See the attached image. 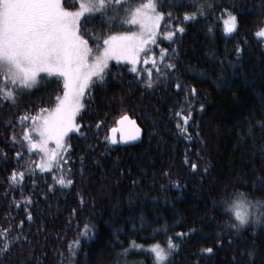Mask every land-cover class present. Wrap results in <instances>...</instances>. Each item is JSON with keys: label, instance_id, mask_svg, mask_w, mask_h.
<instances>
[{"label": "trees", "instance_id": "16d2710c", "mask_svg": "<svg viewBox=\"0 0 264 264\" xmlns=\"http://www.w3.org/2000/svg\"><path fill=\"white\" fill-rule=\"evenodd\" d=\"M73 2L67 0V6ZM142 2L127 0L118 13L109 10L107 16H117L112 23L92 14L86 22L95 29L90 35L133 32L134 26L121 19H128L129 5ZM162 3L159 10L171 11L172 17L162 19L159 45L141 58L155 56L151 77L112 63L102 84L93 79L77 117L78 132L67 136L66 150L50 171L40 170L38 152L24 136L34 139L32 117L55 106L62 80L42 76L34 87L16 91L15 103L0 98V232L9 229L0 247L10 242L0 264H117L123 249L129 252L119 264L125 259L153 264L146 249L155 243L166 248L169 237L179 245L170 264H264V224L231 229L235 217L219 203L226 193L264 198V127L259 126L264 123V38L255 35L264 28V0ZM200 5L204 14L185 21L184 13ZM228 13L237 17L229 36L223 31ZM177 26L185 31H175V42L164 40ZM85 38L96 47L90 36ZM99 44L102 48L103 39ZM237 45L242 58L233 69L228 62L235 60ZM170 62L175 70L165 67ZM8 87L19 88L10 82ZM125 114L142 129V140L112 145L109 131ZM24 116L28 119L21 120ZM61 178L72 183L61 185ZM85 225L87 235H81ZM133 241L144 247H131ZM207 248L212 252L203 251Z\"/></svg>", "mask_w": 264, "mask_h": 264}, {"label": "snow or ice", "instance_id": "6c2138e0", "mask_svg": "<svg viewBox=\"0 0 264 264\" xmlns=\"http://www.w3.org/2000/svg\"><path fill=\"white\" fill-rule=\"evenodd\" d=\"M79 7L76 8V4ZM127 4V0H74L71 6H67V0H0V76L3 77V83H0V98L10 100L15 103L16 91L24 88H32L38 80V74L58 73L64 78V95L57 97L58 103L48 115H42L46 109H41V115L33 116L32 120L35 125L33 131L38 132L40 136L39 145L32 142V137L25 133L24 139L29 140L31 148L37 146L43 148L48 140L54 139L57 147H61V142L67 132L78 127L73 124V117L84 107L81 103V97L86 95L85 88L89 87V83L93 77H96L102 84L104 82L105 69L108 67L109 59H131L135 62V54L139 50V46L145 44L143 39V30H147L149 39L155 42V33L152 32L154 27H159V23L167 16L172 17L171 11L164 13L159 9L163 7L162 0H144L138 7L132 8L130 5L125 9L130 19H121L122 24H139L142 32L137 34H112L106 38L100 35H90L95 29H88L86 22L92 17V14L99 13L106 22L112 23L117 16H107V12L112 10L118 13L120 8ZM169 8L176 7L174 3L168 4ZM211 7V5H208ZM76 9V10H72ZM205 6L200 5L194 12H185L184 20L195 19L197 15H203ZM88 14V15H85ZM83 17V20L81 19ZM228 26L225 32L231 33L237 28V17L228 13V20L225 22ZM175 31L183 33L185 29L177 26L174 31L165 33V38L175 42L173 37ZM257 38H264V28L259 29L255 33ZM90 36L96 42V47H89ZM103 39V48L99 41ZM167 49L161 51V59H168ZM242 47L237 45L235 48L236 58L228 63L233 69L237 66V62L242 58ZM100 53L93 58V53ZM175 53V50H173ZM155 63V62H154ZM221 76L223 75L224 61H220ZM166 68L175 70L174 62L167 63ZM133 72L137 69L133 67ZM159 73V69H157ZM163 74V73H160ZM8 82L13 86H20L17 89L9 88ZM148 87H152L149 83ZM219 86V84L217 85ZM177 89L181 85L177 83ZM197 90L193 87L191 95L195 96ZM203 109V104H201ZM180 113H177L179 116ZM191 112L184 116L185 124L188 123ZM28 117H21V120H27ZM42 123H37L41 121ZM127 122L130 127L121 130L120 138L122 140H135L140 135V128L136 125V121L131 120L125 114L120 117L118 123ZM264 127V123L259 125ZM179 127V125H178ZM186 132V128L180 129ZM113 132L116 129L112 130ZM15 139V137H13ZM20 153H17L19 156ZM60 157L53 150L49 160H58ZM51 166V164H49ZM43 167V165H40ZM198 166L192 164V168ZM13 172V181L16 178ZM23 179V173H20ZM59 184H71L72 181H65L62 178L57 181ZM264 184V180L260 181ZM256 188V184L253 185ZM239 197V199H235ZM231 198V199H230ZM224 206L225 214H231L235 217V222L229 224L231 229L238 232L246 225L264 224V198H249L246 193H226L221 197L219 202ZM250 207L251 211H240V207ZM31 219V214H29ZM88 225H85V232L81 235H87ZM194 231V230H193ZM9 229L0 232V237L5 236ZM177 235H187L181 233ZM19 237H17L18 239ZM79 240L74 244L78 246ZM131 247L143 248V245L132 242ZM179 245L174 242L172 237L168 238L167 247H162L159 243L151 244L146 249L153 257V264H170V257L177 250ZM10 250V242H6L0 247V253ZM205 252H212L211 248L204 249ZM69 252L75 255V249L72 244L69 245ZM129 250L123 249L121 253H117V264L119 257L128 255ZM253 253L250 252L249 255ZM125 264L127 261L125 259Z\"/></svg>", "mask_w": 264, "mask_h": 264}, {"label": "rangeland", "instance_id": "374dc122", "mask_svg": "<svg viewBox=\"0 0 264 264\" xmlns=\"http://www.w3.org/2000/svg\"><path fill=\"white\" fill-rule=\"evenodd\" d=\"M128 19H130V17L128 16ZM228 19H225L223 21V31L226 35H231L233 32L231 33H227L225 32V28L228 26L225 22L227 21ZM161 23H162V20L160 21L159 23V27H154L152 29V32L155 33V42L153 43L152 40L149 39V32L147 30H143V39L146 41L145 44H142L139 46V50L138 52L135 54V62H133L131 59H125V58H122V59H109L108 61V66L112 63H125V64H128L130 66V69H132L133 67H135L137 69V72H133V73H136L140 78L142 77V73H144L145 77H147L148 79L151 77L152 75V72L155 70V68L157 67V65L154 63L156 62V58L155 56L150 53L147 55V57H145L142 61H141V58H143V54L150 51L151 49H153L154 46H158L159 44L157 43V39L158 38H162V36H160V28H161ZM132 25V24H130ZM134 26L135 30L133 32H130L129 34H137V36L140 35V33L142 32V29L140 27L139 24H136V25H132ZM125 34V33H124ZM164 40L166 41H169L168 39L165 38V36L163 37ZM103 48V47H102ZM102 48H101V51H102ZM100 53H93V58L96 56V55H99ZM157 63V62H156ZM106 70V69H105ZM42 76H58L61 80H62V86H63V90H62V94L60 95V97L62 98L63 95H64V91H65V88H64V78L62 76H60L58 73H55V72H52V73H45V72H41L38 74V80L40 77ZM93 79H96V77H93ZM37 80V82H38ZM36 82V84H37ZM92 82V81H91ZM90 82V83H91ZM90 83H89V86H90ZM34 84V85H36ZM17 87H20L18 85H16ZM34 87V86H33ZM89 87L85 88V93L87 91ZM83 98L84 96L81 97V103L83 104ZM58 103V101H57ZM56 103V104H57ZM55 104V106H56ZM50 108V109H47L46 112H44L42 115H48L49 112H51L54 108ZM81 108L79 109V111L75 114V116L73 117V124L77 126V117H78V114L80 112ZM41 115V113L39 114ZM37 123H42V120L41 121H38ZM35 127V125H34ZM33 127V128H34ZM78 132V127H73L71 128L66 136L63 138L62 142H61V147H57V144L55 142L54 139L52 140H48L47 144L41 148L39 146L35 147V148H32L33 150L37 151L38 152V155H39V161H38V167L40 168V170L42 171H50L53 166H55V164L60 160H49V158L52 156V152L53 150H55L58 154V156L61 158V156L63 155V153L65 152L66 150V138L69 134L71 133H76ZM31 133L34 135V139L32 140V142L36 143L37 145H39V142H40V136H39V133L38 132H35L31 131ZM49 164H51V166H49ZM40 165H43V167H40ZM244 206H241L240 207V211H244Z\"/></svg>", "mask_w": 264, "mask_h": 264}, {"label": "water", "instance_id": "95a60500", "mask_svg": "<svg viewBox=\"0 0 264 264\" xmlns=\"http://www.w3.org/2000/svg\"><path fill=\"white\" fill-rule=\"evenodd\" d=\"M131 119V118H130ZM120 120V119H119ZM118 120V121H119ZM133 120V119H131ZM116 123L115 127H113L110 131H109V140H110V143L112 145H120V146H130V145H134V144H137L139 143L141 140H142V137H143V131L142 129L140 128V126L137 124L136 122V125L140 128V135L135 139V140H122L120 138V134H121V130L123 128H126V127H130V125L127 124V122H124V123ZM135 121V120H134ZM113 129H116L115 132H113L112 130Z\"/></svg>", "mask_w": 264, "mask_h": 264}]
</instances>
